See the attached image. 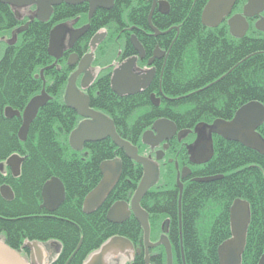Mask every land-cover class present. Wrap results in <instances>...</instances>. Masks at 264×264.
Here are the masks:
<instances>
[{
  "label": "trees",
  "instance_id": "16d2710c",
  "mask_svg": "<svg viewBox=\"0 0 264 264\" xmlns=\"http://www.w3.org/2000/svg\"><path fill=\"white\" fill-rule=\"evenodd\" d=\"M167 1L170 12L161 21L180 24V30L165 64L162 92L184 98L163 101L155 108L143 94L127 99V105H123L111 93L109 78L103 74L89 91L90 106L110 117L118 135L134 146L139 145L151 115L174 120L179 129H190L216 118L230 120L249 101L264 106V35L251 27V38L235 42L226 26L210 30L201 25V10L208 0ZM244 1L240 0L239 8ZM122 2L118 0L110 12L93 19V24H98L96 29L106 17L123 18ZM147 9L148 0H142L129 18L144 22ZM18 25L13 12L0 4V34ZM50 30L47 23L33 22L26 31L16 33V42L5 46L0 54V186H9L14 195L11 201L0 196V238L15 251L25 242L40 244L46 252L45 264H85L113 237L128 239L134 249L141 244L142 229L133 217L112 224L106 220V213L115 202L131 198L142 169L127 160L110 139L86 144L82 153L69 147L68 136L80 118L62 102L66 79L63 70L46 74L51 99L39 109L26 140L19 141L21 119H7L4 110L10 107L21 112L40 92L41 80L34 79L33 73L51 63L47 54ZM97 53L95 66L105 67L114 60L115 50L108 57L101 47ZM193 132H197L195 128ZM257 132L264 140V123ZM174 148L172 144L166 158H172ZM186 151L189 154L190 147ZM13 154L25 156L16 177L1 168ZM112 159L122 162L118 183L98 210L84 214L83 199L101 178L98 165ZM160 167L158 185L162 190H150L140 202L142 209L150 213L151 227L159 224L160 212L172 216L177 207L174 166L166 161ZM200 174L222 178L208 183L189 182L183 189L181 229L186 264H218L216 249L228 238V209L236 199L247 202L250 209L240 264H257L264 251V156L238 143L213 140V157ZM52 177L62 182L65 200L49 213L40 208L41 189ZM120 258L122 262H118ZM109 264H142V259L135 256L125 260L118 255Z\"/></svg>",
  "mask_w": 264,
  "mask_h": 264
},
{
  "label": "water",
  "instance_id": "95a60500",
  "mask_svg": "<svg viewBox=\"0 0 264 264\" xmlns=\"http://www.w3.org/2000/svg\"><path fill=\"white\" fill-rule=\"evenodd\" d=\"M90 3L89 16L96 8H107L106 3H112L113 0H84ZM237 0H209L204 6L201 14V23L203 26L216 28L225 18H227L235 5ZM31 0H0L2 4H10L16 7H22L30 4ZM37 12L35 14L36 20L45 22L49 19L52 6L56 5L58 0H36ZM264 0H247L242 11L239 14L233 15L228 19V28L232 36L241 38L245 35L248 29V19L258 17L255 22V28L258 31L264 32ZM28 24L20 30H25ZM88 29V26L79 29L76 32L67 31L63 26H56L52 28L48 37L47 53L56 62L61 59L63 52V38L69 33L73 39L80 37ZM96 34L90 40L91 51L87 53L78 64L77 70L68 78L63 95V102L65 107L74 111L82 120L71 131L68 137L69 147L73 151L80 152L86 143H96L105 139H110L111 142L120 149L124 156L140 165L142 168V177L137 185L133 196L129 202H115L106 213V220L112 224H121L128 219L130 215L138 222L143 231V242L145 250L152 246L164 245L167 251V264H171L170 248L166 238L162 235L160 241L156 244L149 242V223L148 213L140 207V201L147 194L149 189L153 187L159 177V170L156 161L162 159L163 151H158L155 157V162L149 158L138 155L136 147L124 141L116 133L113 121L101 112H96L90 107L89 98L82 91L88 87L94 80L93 75L90 74L89 68L93 61V52L96 46L101 42L103 35ZM132 45L141 53L142 49L135 39H132ZM142 56V54L140 55ZM135 58H130L113 68L110 85L111 90L118 96L125 94H135L140 92L143 88L148 86L151 74L144 78L135 76L132 73V68ZM50 66V68L52 67ZM41 78L43 80V73ZM83 74L80 87L76 86L77 77ZM50 97L45 93L44 88L40 95L33 97L20 114L19 111H14L10 107L5 109V117H21V126L18 131V139L24 142L27 138L29 127L35 119L37 112L43 108ZM264 122V107L257 102H248L242 105L234 114L230 121L216 120L210 126V133L221 136L223 139L238 143L248 149L257 152L264 156V140L258 134L257 129ZM203 124L197 125L196 130L201 131ZM187 131L177 133L180 138ZM176 134L175 125L166 120L158 119L154 121L152 128L143 133L141 141L152 150L163 143V150L167 149L166 142H168L173 135ZM191 160L196 164H203L209 161L213 156L211 140H199L193 145L191 151ZM21 159L19 156H13L7 160V165L11 168L13 175L19 173ZM121 160L103 161L99 167L101 180L98 185L85 197L83 201V213L91 214L99 209L105 199L109 196L115 184L117 183L121 174ZM190 172L189 169H182V173H177L176 181L180 182V178ZM180 176V177H179ZM222 176H214L207 178L194 179L198 183H208L218 179ZM0 194L6 201L13 199V195L9 187L2 186ZM42 204L41 207L46 209L49 213L54 212L65 200V189L62 182L57 178H52L47 181L41 189ZM249 223V208L248 203L240 199L233 201L229 209V225L231 237L222 243L217 249L219 264H240L241 255L243 254L246 232ZM22 248H28L35 251L38 261L35 262L32 258L27 262L21 258L19 253L5 244L0 239V264H43L42 251L36 243H26ZM108 250H112L110 254L104 258ZM132 244L128 239L123 237H113L85 264H108V261L113 256L124 255L129 257L132 255ZM120 253V254H119ZM145 263L148 264L147 253ZM258 264H264V255L261 257Z\"/></svg>",
  "mask_w": 264,
  "mask_h": 264
},
{
  "label": "flooded vegetation",
  "instance_id": "af4514ba",
  "mask_svg": "<svg viewBox=\"0 0 264 264\" xmlns=\"http://www.w3.org/2000/svg\"><path fill=\"white\" fill-rule=\"evenodd\" d=\"M35 1L36 0H31L30 4L22 6V7H16L10 4L0 3L1 5L9 8L13 12L15 19L19 23L18 27L15 28L19 30L18 33H22L23 31H26L29 25L33 22L47 23L49 26H51V29L56 26H63L67 29V31H72V32H76L79 29L88 26V29L83 33V35L80 37H77L76 39H73L72 36L67 32L63 38L62 57L61 59L57 61V64L53 70H56L57 73L62 72L63 70L62 74H64L66 77L64 90H65L68 78L71 76L72 73H74L77 70L78 64L80 63L83 54L86 55L87 53L91 51L90 40L96 34L101 33L100 35H103V38L101 42L96 46V49L93 52V61L91 63V67L89 68L90 74L93 75L94 80L82 92L89 97V91L93 89L96 83V80L99 78L100 75H102L101 69L108 70V73L110 74L116 65L130 58H135L133 68H132L133 75L146 76V75L151 74V79H150L148 86L143 88L140 92L129 95V96L135 97L137 95L146 94L148 101H149V105L155 108H158L163 103V101H166V98L162 97V93H161L162 91L160 90L162 70H163L164 65L166 64L171 47L173 43L175 42L179 34V30H180L178 26L180 24L167 25L161 21V17L168 15V13L170 12L169 1L155 0L156 6H155L154 12L158 13V15L154 14L155 19L153 20V22H151L152 25L150 27L147 26L145 28V21L142 22V20H139V19L132 20L129 18L130 13L136 10V8H138L142 0H140V2L137 5L136 3H134L135 0H122L123 2L120 6L122 9L123 18L121 20H117L112 16L106 17V20H104V22L100 24L101 26L99 25L97 29L96 27L98 24H93V19L96 16L103 15L102 13L110 12L112 8L116 5L118 0H113L112 3L110 4L106 3L108 5L107 8H96L90 16H89L90 3L88 1L58 0L59 2L56 5L52 6L51 15L49 19L45 22H39L36 20L35 14L37 12V4ZM103 1H108V0H103ZM246 1L247 0H245L243 4H245ZM239 2L240 0L236 1L235 5L232 8L231 14L227 18H225L221 22V24L218 25L217 27L219 28L221 25L226 26L227 33L229 34L230 37L232 36L229 32L227 22H228V19L232 17L233 15L241 13L243 4L239 8L238 7ZM158 9L163 10V13L159 14ZM263 16H264V12L261 14V17ZM258 19L259 18L256 17L254 19L247 20L249 29H250V26L254 25V23ZM26 24H28L27 28L25 30H20ZM156 29H158L159 32L162 34L161 35L156 34ZM232 38H235V37H232ZM132 39H135L136 42L140 45V48L142 49L141 53L137 51L132 45ZM16 40H17V35L15 34L13 38L10 41H7L6 43L7 45H10L16 42ZM100 47L103 48V50L106 52L107 57L109 54L112 55L113 50H115V53H114L115 55H113L114 60L111 61L105 67H98L94 65L96 56L98 54L97 52H98V49H100ZM141 54L142 56H140ZM54 61L55 59L51 57V63H53ZM45 75H46V72H43L44 85H43V80L41 76L39 78L41 80V90L44 88L45 93L48 94V96L51 99V94L49 93L50 92V87H49L50 81L48 80L49 76L47 75L45 76ZM82 77H83V74H80L76 79V86L78 88L80 87ZM212 84L213 83L208 84V87L211 86ZM109 88H111L110 80H109ZM41 90L37 95L41 93ZM64 90H63V94H64ZM63 94H62V102H63ZM94 110L101 112L97 109H94ZM13 118H17V117H13ZM7 119H12V118H7ZM194 128L196 129V127ZM194 128H191L192 130L191 133L181 136L180 138L177 137V133L173 135L172 138L168 142H166L167 149L165 150H163V144H164L163 142L159 144V146L156 147L155 150L153 151L150 150L149 147H146V150L143 153L141 152L142 155L147 156L148 158L152 160H155L157 152L163 151L162 159L159 161H156L158 164V170H159L158 180L156 184L149 189V191L152 189H156L160 191L162 190V187L158 185L160 182V176H161L160 166L164 165V163L166 161L168 162L169 160H171L172 162L170 163L168 162V163L173 164L174 170H175V187H174L175 189L177 188L176 186L177 173H180L181 175L182 169L184 168L189 169L190 172H188L184 178L179 179L180 183H182L183 188L189 182L196 183L194 181V174L196 170L198 169L202 170L207 165V162L203 164L193 163L188 154V151L186 150H188L191 144H193L195 141L197 143L199 140H202V139L211 140L212 146H213L214 135L210 133V125L204 126L201 131L196 130L197 131L196 133L193 132ZM207 128H209V130ZM148 129L150 130V128ZM176 129H177V132L183 130V129H178L177 127ZM86 144H89V143H86ZM86 144H84V147ZM172 144L175 147L173 151V156L172 158H166V153L168 150L172 148ZM175 163L178 164L177 168H175ZM4 165H5L4 167H1L2 172H4L5 174H10L11 176L15 177V175H13L12 173L11 168L5 163ZM19 171H20V168H19ZM177 197L178 198H177V207H176L175 215L171 216L167 212H160L161 214H159V217H161V220L159 224L157 225V227H154V226L151 227L150 221H149V219L151 218L150 213L145 210L148 213V223H149V230H150L149 241L151 244L154 245L158 241H160V237L163 235L169 244L171 264H186L184 251H183V242H182L181 216H179L178 214L179 213L178 210L181 207L182 195L179 196V193H178ZM129 201L130 199L127 202ZM41 204H42V198H41ZM41 204H40V208H42ZM44 210L48 212L46 209ZM228 214H229V209H228ZM131 217L133 216L130 215L128 219ZM174 218L177 219L176 222L174 221ZM228 223H229V216H228ZM18 251L20 252V256L24 260L29 261L30 258H32L34 261L35 260L37 261V254L32 249L20 247ZM132 251H133L132 256L130 255L129 257L131 258H134L135 256L140 257L142 259V264H146L145 263L146 253H147V258H148V264H167V251H166L165 246L162 244L149 247L146 251L144 247L143 237H142L141 244L138 246V248L133 249Z\"/></svg>",
  "mask_w": 264,
  "mask_h": 264
},
{
  "label": "bare ground",
  "instance_id": "6f19581e",
  "mask_svg": "<svg viewBox=\"0 0 264 264\" xmlns=\"http://www.w3.org/2000/svg\"><path fill=\"white\" fill-rule=\"evenodd\" d=\"M209 1V0H208ZM207 1V2H208ZM140 2V0H135V2L134 3H136V5L138 4ZM207 2L205 3V5L207 4ZM204 5V6H205ZM155 6H156V1L155 0H148V9H147V13H146V19H145V28L147 27V26H151L152 25V23L151 22H153V20L155 19V17H154V14H157L158 15V13H156V12H154L155 11ZM204 6H203V8H204ZM243 6H244V4H243ZM242 6V7H243ZM203 8H202V10H201V14H202V11H203ZM242 11V10H241ZM158 12H159V14H162L163 13V10H161V9H158ZM201 14H200V23H201ZM221 24V23H220ZM219 24V25H220ZM201 25H202V23H201ZM179 26V28H180V25H178ZM203 26V25H202ZM204 28H207V29H210V30H213V29H216L215 27L214 28H212V27H206V26H203ZM254 28V30L255 31H258L256 28H255V23H254V25H251L250 26V28ZM248 29H249V26H248ZM247 29V31H246V33H245V35L243 36V37H241V38H233V39H235L234 41L236 42V41H240L241 39H243V38H251L252 36L251 35H249L248 34V32H249V30ZM19 32V30L18 29H11V30H9V31H7V32H5V33H2V34H0V54L2 55L3 54V52H2V50H3V48L5 47V46H7V41H10L12 38H13V36L16 34V33H18ZM205 33V32H204ZM258 33H260V34H263L264 35V32H261V31H258ZM156 34H162V33H160L159 32V30L158 29H156ZM155 34V35H156ZM206 34V33H205ZM248 34V35H247ZM232 36V35H231ZM221 37V39H225V37H224V35H221L220 36ZM232 37H234V36H232ZM229 40H231V39H229ZM48 54V53H47ZM49 56V55H48ZM85 56V54H83V56H82V58ZM55 62V61H54ZM53 62V63H54ZM53 63H50L49 65H47V66H43V67H39L34 73H33V78L34 79H39L40 78V76H41V74L40 73H43V72H46V74H47V72L49 73L50 72V70H53L54 68H55V66H56V64H57V62H56V64L54 65V66H52L53 65ZM50 66H52L51 68H50ZM164 69H165V65H164V67H163V70H162V76H161V91H162V79H163V75H164ZM102 70V74L103 75H105V76H109V80H111V75H112V72L109 74L108 73V70H106V69H101ZM43 75V74H42ZM139 77H141V78H144L145 76H139ZM206 88H208V84L207 85H205L204 87H202V88H200V90H202V89H206ZM110 91H111V93L112 94H114L117 98H119L121 101H122V103H123V105L125 104V105H127V99L129 100V99H131V97L129 96V94H125V95H122V96H118V95H116L112 90H111V88H110ZM199 90H196L195 92H198ZM162 93V97H164V98H166V101L165 102H168V101H170V102H176V101H178V100H180V99H182V98H184V97H170V96H165L164 94H163V92H161ZM98 94V93H97ZM128 95V96H127ZM186 97L187 96H189V95H185ZM89 98V97H88ZM31 100V99H30ZM29 100V101H30ZM29 101H28V103H29ZM249 102H257V103H259V104H261L262 105V103H260V102H258V101H249ZM27 103V104H28ZM89 103H90V98H89ZM248 103V102H247ZM155 106V105H154ZM263 106V105H262ZM91 107V106H90ZM152 107V106H151ZM241 107V106H240ZM239 107V108H240ZM264 107V106H263ZM92 108V107H91ZM238 108V109H239ZM92 109H94V108H92ZM150 108H148V110H149ZM237 109V110H238ZM236 110V111H237ZM145 111H147V110H145ZM145 111H143V112H145ZM96 112H98V111H96ZM142 112V113H143ZM150 112H151V109H150ZM20 114H21V112H20ZM145 114V113H144ZM235 114V113H234ZM234 116V115H233ZM18 118V117H17ZM20 119H21V117H20ZM158 119H166V120H168V121H170V122H172L174 125H175V127H177L178 128V126H177V124L174 122V120H171V119H169V118H166V117H163V116H156V117H152V115L151 116H149V119H148V123H150V124H148L147 126H146V128L142 131V133H141V135H140V138H139V145H137V146H134V147H136L137 149H138V151H140V152H144L145 150H146V147H149V146H146L145 144H143L142 143V141H141V137H142V135H143V133L144 132H146L147 131V129L148 128H152V125H153V121H156V120H158ZM232 119V118H231ZM230 119V120H231ZM112 120V119H111ZM216 120H223V119H220V118H216V119H213L211 122H209L208 124L207 123H205V122H203V124L205 125H212V123L214 122V121H216ZM230 120H223V121H230ZM264 123V122H263ZM201 123H198L197 125H200ZM197 125L195 126V127H197ZM114 128H115V126H114ZM116 129V128H115ZM179 129V128H178ZM149 130V129H148ZM19 131V130H18ZM116 131V130H115ZM181 131H187L184 135H187V134H189V133H191V128L190 129H186V130H184V128H183V130H181ZM181 131H179V132H181ZM179 132H177V129H176V133H179ZM117 133V132H116ZM196 133V132H195ZM17 134H18V132H17ZM118 134V133H117ZM184 135H182V136H184ZM214 135V140H217V139H219V140H222V141H224V142H230V141H227V140H225V139H223L221 136H219V135H216V134H213ZM121 138V137H120ZM121 139H123V138H121ZM124 140V139H123ZM124 141H126V140H124ZM126 142H128V141H126ZM129 143V142H128ZM235 143V142H234ZM196 144V141L193 143V144H191V145H195ZM115 146V145H114ZM117 149H118V147L117 146H115ZM193 147V146H192ZM192 147L190 146V151H191V149H192ZM150 148V147H149ZM83 150H84V148L80 151V152H77V151H75V152H77V153H82L83 152ZM118 150H120V149H118ZM150 150H152L151 148H150ZM153 150H155V149H153ZM152 150V151H153ZM19 156V158L22 160L21 161V163H20V166L22 165V163L24 162V160H25V156H20V155H18V154H13V155H11L10 156V158L11 157H13V156ZM213 157V156H212ZM126 158V157H125ZM127 159V158H126ZM127 160H129V159H127ZM211 160V159H210ZM209 160V161H210ZM131 161V160H130ZM209 161H207V163L209 162ZM133 162V161H132ZM169 163L170 162H172L171 160H169L168 161ZM122 163V162H121ZM100 165H101V163L98 165V169H99V167H100ZM178 167V164L177 163H175V168H177ZM121 169H122V164H121ZM142 169V168H141ZM100 171V170H99ZM201 173V170H196V172H195V174H194V179H199V178H207V177H214V176H222V175H211V176H201L200 177V174ZM101 175V174H100ZM142 177V176H141ZM52 178H55V177H52ZM52 178H50V179H52ZM222 178V177H221ZM58 179V178H57ZM101 180V179H100ZM140 180H141V178H140ZM140 180H139V182H140ZM219 180V179H218ZM216 181V180H215ZM139 182H138V184H139ZM46 183V182H45ZM44 183V184H45ZM196 183H198V182H196ZM43 184V185H44ZM2 186H7V185H2ZM2 186H0V188L2 187ZM176 186H177V188H176V190H174L175 191V194H176V197H177V194L179 193V196L180 195H182V193H183V186H182V183H177L176 184ZM7 187H9V186H7ZM43 187V186H42ZM137 187V186H136ZM9 189H10V187H9ZM11 190V189H10ZM113 190V189H112ZM92 191V190H91ZM90 191V192H91ZM11 192H12V190H11ZM89 192V193H90ZM88 193V194H89ZM87 194V195H88ZM12 195H13V192H12ZM86 195V196H87ZM0 196H1V194H0ZM85 196V197H86ZM2 197V196H1ZM164 197V196H163ZM3 198V197H2ZM13 198H14V195H13ZM161 198H162V196H161ZM178 198V197H177ZM85 199V198H84ZM84 199H83V201H84ZM5 200V199H4ZM106 200V199H105ZM105 202V201H104ZM103 202V203H104ZM82 205H83V202H82ZM140 207H141V204H140ZM82 208H83V206H82ZM142 208V207H141ZM248 208H249V205H248ZM229 209H230V207H229ZM98 210V209H97ZM108 211V210H107ZM179 216H181V207L179 208ZM82 212H83V210H82ZM228 216H229V214H228ZM249 222H250V209H249ZM249 224V223H248ZM229 231H230V225H229ZM228 231V238L227 239H225L224 241H222L218 246H217V249H218V247L222 244V243H224L225 241H227L230 237H231V235H230V232ZM247 233V232H246ZM142 237H143V234H142ZM150 242V241H149ZM246 243V242H245ZM6 244V243H5ZM79 247V246H78ZM217 249H216V253H217ZM112 252V250H108L107 252H106V254L104 255V258H106V256L108 255V254H110ZM264 255V251H263V253H262V255H261V257ZM261 257L259 258V261H260V259H261ZM241 260V259H240ZM259 261H258V263H259ZM217 263H218V256H217ZM257 263V264H258ZM219 264V263H218Z\"/></svg>",
  "mask_w": 264,
  "mask_h": 264
},
{
  "label": "rangeland",
  "instance_id": "374dc122",
  "mask_svg": "<svg viewBox=\"0 0 264 264\" xmlns=\"http://www.w3.org/2000/svg\"><path fill=\"white\" fill-rule=\"evenodd\" d=\"M123 261V258H120V261H118V262H122Z\"/></svg>",
  "mask_w": 264,
  "mask_h": 264
}]
</instances>
